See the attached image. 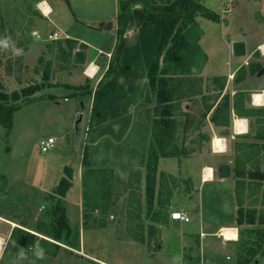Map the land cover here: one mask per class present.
<instances>
[{
	"label": "rangeland",
	"instance_id": "1",
	"mask_svg": "<svg viewBox=\"0 0 264 264\" xmlns=\"http://www.w3.org/2000/svg\"><path fill=\"white\" fill-rule=\"evenodd\" d=\"M33 1L0 0V8L6 6V12L3 13L6 16L5 23L8 27L7 30L4 28L6 37L8 36L17 48L23 50L20 56H14L11 51H0L3 53V64L0 69V90L10 94L15 90L21 92L27 86H40L39 90L33 95L31 94L32 96H46L49 93L50 95L55 94L59 96L60 100H63V95L75 91L77 84L84 83L92 88L97 86L100 81L98 75L95 78H89L83 74L85 64L70 63L65 59L63 53L69 46L66 38H49L54 30H48L39 13L41 11L38 10L37 14L32 9ZM120 1L122 0H61L63 20L59 26L73 38L84 37L96 46L99 45L105 50H109L115 38ZM150 1L158 2L159 0ZM16 7L20 9V14L22 11V20L19 18L18 11H14ZM200 16L198 15V17ZM17 20L21 22V25L17 28V37H15V29L10 28H16ZM97 26H101L102 29L96 28ZM34 31L40 34L44 32L42 37L47 39L35 43ZM136 36V28L132 27L127 31L126 38L129 44L135 42ZM214 46L218 47V50L212 55L211 60L207 62L208 64H206V58L204 59L205 55L202 57L201 54H194L192 51L191 62L185 68H178L175 73L168 74L170 81L174 84L177 83V78H181L184 87L182 91L185 90L186 92V95L176 100L178 109H175L173 116L178 118V125L169 148L170 155H164L163 152H160L159 157L154 158L152 143L156 140L153 137L156 98L154 93L149 92L148 83L144 84L143 81H138L140 86L136 89V94L133 93L128 101V111L121 118V121L110 120L103 123L104 125H100V136L98 135V137L101 139H98L97 145L94 147L87 145L84 152L85 155L88 151L92 159V162H89L90 168H93L94 171H91L84 178L88 169L84 165L81 166L84 182L83 191L88 190L89 195L93 189L99 188L98 191L101 194H104L106 190L110 192L107 214H103L100 210L94 212L89 210L90 218H87V221L83 219L84 223L86 222L84 228L87 230L85 235L87 247H92L93 251H86L87 255H80V258V256L74 255L72 251V254H68L58 250L59 245L56 242H61L64 237L58 240L54 238L53 240L45 239L47 241L44 243L37 242L45 249L46 259L38 260L37 264H86L83 257L87 261L90 260L98 264H102L101 262L106 264H170L167 256V259H163V255L175 256L173 248L176 243L167 238L168 233L166 232L168 231L171 211L175 209L186 212L191 221L202 218L206 221L208 230L217 229L220 223L234 222L236 225V221H232L228 207L231 204L236 207L238 178L235 176L233 178L231 175L219 177L215 173L213 181L203 182L202 177L203 168L206 165L215 169L220 164L227 163L233 167L236 157V143L249 142L250 140L247 137H234L233 121H230L231 116L228 117L226 124L215 125L213 121H210L214 111L211 105L214 104L215 98L216 100L220 99V91L217 88L223 78L219 73L209 76L210 73L207 69L217 70L223 65L225 68L230 67L228 63L226 65V60H224L226 57L224 45L219 43ZM205 66L207 67L204 68ZM190 69L193 71L192 74L183 73V71L187 72ZM237 74L242 77V70L238 71ZM226 78L228 80L227 76ZM261 83H264L262 74L251 85H260ZM72 99L71 102L77 104L78 111L82 110L78 98ZM34 101L23 102V107L14 112L15 128L11 134L7 133L6 129L0 125V136H3L0 143L2 148H0V193L1 196L2 191L6 194L5 199L0 203V207H5L7 211L13 213L17 212L16 221L18 225L24 226L25 223L24 230L31 233L36 231L33 234L42 237V233L52 235L49 222H51L50 214L57 201V194L55 190L39 192L30 188L27 183L28 179L22 176L23 172L26 171L23 165L28 162L29 158L40 164L41 158L45 154L40 152L39 141L42 137L47 138L50 135L58 134L53 130L51 124L53 122L50 118L53 114L51 109L46 105L38 107V102ZM187 113L193 117L194 121L189 130L185 129L186 124H188L186 122ZM202 114L205 116L202 117ZM78 116L81 117L80 114ZM221 121L223 122V120ZM215 135L228 138V148L225 153L214 151L212 137ZM72 145V141L59 139L56 140V145L52 151H61L62 154H67ZM79 158L81 161L82 156ZM254 159L256 158L253 157L252 162L244 164L246 170L257 168L258 163L254 162ZM258 166L264 170L263 158ZM106 167H112L114 170L110 181H103L105 176L102 174V170ZM153 175L155 179L152 178ZM102 183L108 185L109 189H101ZM262 184H264V180ZM149 187H154L155 190L153 198L155 206L157 201L161 199L166 207L168 220L162 224V227H158V224L152 220V215H149L151 212H148L146 203L150 200L151 195ZM263 194L264 188L262 189V186L256 187V197H254V199H258L256 204H259L263 199ZM45 195L49 197L45 198ZM64 197L66 195L62 197V204L66 209ZM249 200L251 199H247V206L250 205L248 204ZM12 201H14L13 204H16L13 205ZM83 201H85L84 198ZM99 203L101 204L99 209H101L104 201L100 200ZM43 205L44 208H42ZM244 206L247 208L246 205ZM84 207L89 209L88 205L84 206L83 204ZM69 212L72 219L75 220H70V226L77 229L76 225L79 222L76 220V214L78 215V211L71 210ZM137 214L141 215L140 219L143 220L144 229L136 227ZM100 218L105 219V226H98ZM148 223L155 226L150 238L148 237L149 232H147L149 228L146 226ZM193 224L194 222L192 224L187 223L189 226ZM257 224L252 226L254 228L251 233L253 237H250L247 229L244 230L245 224L240 226V232H243V235L244 233L249 234L243 238V245L248 247L246 250L240 247L239 253L237 247L234 246L235 258L226 259V252L232 242L226 243L228 248L225 250L224 248L227 246L222 244V240H225L222 236L218 235V237L212 234L206 236L205 256L207 260L213 261V258L216 257L217 261L222 264H245L243 262L246 256V264H264V242L260 236L264 231V224L262 227L259 223ZM36 225H39V228ZM130 227L134 231L141 232L140 239L132 238ZM9 229V224L0 220V233H5L4 237L8 241L4 256L0 258V264H11L12 259L20 249H23L29 257L32 256L31 249L34 244L25 247L9 243L12 235V233L7 235ZM71 235L69 237L71 248H75L78 239L74 233L72 234V231ZM48 242L51 245H48ZM250 243H253L254 246H250ZM214 247L218 249L217 255L214 254ZM250 247L252 249H249ZM189 250L196 255L195 250L192 251V248Z\"/></svg>",
	"mask_w": 264,
	"mask_h": 264
},
{
	"label": "trees",
	"instance_id": "2",
	"mask_svg": "<svg viewBox=\"0 0 264 264\" xmlns=\"http://www.w3.org/2000/svg\"><path fill=\"white\" fill-rule=\"evenodd\" d=\"M119 7L117 16V43L105 74L98 82L95 90L89 85H79L76 87L78 92H74L73 95L94 94L91 125L100 126L108 120L121 121V118L128 111V101L133 96V93L134 95L136 94V89L140 86V82L138 83V81H143L147 78L149 92L154 93L156 98V106L154 108L156 116L153 127V137L156 140L152 143V150L154 158L157 159L160 152H163L164 155L171 154L169 148L173 142V136L178 125V118L173 116L175 109H178L176 100L186 95L185 90L184 92L182 91L184 88L182 86V79L177 78V83L174 84L170 81L168 74L175 73H170L173 69L176 71L178 68H185L191 62L190 56L192 51L194 54H201L202 57L205 55L198 44V38L202 31L198 26L196 17L201 15L210 20L217 21L219 20V16L212 9L205 6L203 0H159L158 2L150 0H122ZM132 27L136 28L137 36L135 42L129 44L126 33ZM68 41L71 40L68 39ZM69 46L71 47V45ZM1 64L2 61L0 59V66ZM183 73L192 74L193 71L190 69L187 72L183 71ZM219 88L222 89V87H218L217 89ZM39 89L40 86H27L21 92L15 90L10 94L0 90V125L6 129L7 133H10L12 130L14 112L21 108L22 103H29L32 100L41 98L40 96H32ZM244 98V92L236 95L233 105L234 111L237 114L248 117L258 115L256 122L260 123V126L252 138L260 139V141L249 140V142L236 143V157L233 170L235 177L238 178L237 200L239 209L237 211V223H264V208H261L259 215H257L258 210L250 207V205H255L258 200L253 198V190L250 189L249 193L245 195V186L250 180L259 181L258 185H261L264 180V170L258 166L260 160L264 159V154L263 156L260 155V151L264 150V107L245 109ZM233 107L229 95H224L221 101H219L218 106L214 109L210 120L215 125L226 124L228 117L231 116ZM204 116L202 114V117ZM186 122L188 124H186L185 129L189 130L194 121L193 117L188 113ZM240 136H245L248 139L251 138L250 135ZM166 151L168 152L166 153ZM253 157L256 158L254 162L258 163L257 168L246 170L244 164L252 162ZM91 160L88 151H86L83 164L87 167L88 172H85L84 178L91 171H94L93 168H90ZM113 171L112 167L104 168L102 170V174L105 176L103 181H110ZM65 173V176L60 179L55 188L57 201L51 212L52 220L50 226L53 238L60 239L64 237L61 242L71 246L69 235L72 229L68 223L66 209L62 204V197L66 195L71 186L72 169L66 167ZM152 178L155 179V176L153 175ZM102 184L101 189H109L108 185ZM99 189H93L90 195L87 192L88 190L84 191V206H89V209L84 207L83 217L85 221H87V218H90V215H88L89 210L92 212L100 210L103 214H107L108 212L110 192L106 190L104 194H101L98 191ZM149 189L151 195L150 200L146 204L148 212H151L149 214L152 215V220L157 224L166 221L168 215L166 207L163 204L164 201L159 199L155 206L153 199L155 195L154 187H149ZM89 199L90 201H88ZM99 199L104 201L101 209H99L101 205ZM247 199H251L248 202L250 204L248 205L249 207L247 206ZM261 204L264 206V194ZM140 218L141 215L137 214L138 221L136 222V227L144 229L143 220ZM98 222V226H105L104 218H100ZM146 226L150 230H147L149 232L148 237L150 238L155 226L151 223H148ZM253 229H247L250 237H253L251 235ZM130 232L134 239H140L142 236L140 231H134L131 227ZM248 233H246V236L249 235ZM241 234L238 248L243 247V250H246L248 246L243 245V233ZM260 236L262 242H264V231ZM37 241L44 243L47 240L27 230L16 227L10 237L9 243H13L14 245L21 244L27 247L35 244ZM252 244L250 243V246H254ZM249 249H252V247ZM244 259L243 263L246 264V256Z\"/></svg>",
	"mask_w": 264,
	"mask_h": 264
},
{
	"label": "crops",
	"instance_id": "3",
	"mask_svg": "<svg viewBox=\"0 0 264 264\" xmlns=\"http://www.w3.org/2000/svg\"><path fill=\"white\" fill-rule=\"evenodd\" d=\"M42 1H46L50 5V11L48 13L42 12V10H40V4ZM33 3H34V6L33 5L31 6L32 9L36 11L37 14H38V10L41 11L39 13L41 14L48 30H54V32L61 33L64 36L63 38H59V39H64L65 37L66 42H69L68 44L71 45V47L67 46L66 52L63 53L65 59L68 60V62L70 63H75L73 61L74 51L77 49L85 50L86 51V62L84 64L87 65L89 62H95L97 65V68H96L97 72L95 73L94 77L88 76L85 73L86 72V66H85L83 74L89 78H95L98 75V80L101 79L102 76L105 74V71L108 68V65L110 62L109 55L112 56V53L117 43V27H118L117 23L115 26L114 42L109 50H105L103 47H100L99 45L96 46L95 44L91 43L88 39L84 37H75V38L71 37L68 33L65 32L64 29L61 28V26H59V24H61V20H63L61 0H34ZM203 4L207 6L208 8L212 9L219 16V20L217 21L210 20L203 16L196 17L198 26L200 30L202 31L200 37L198 38V44L200 48L202 49V51L205 53L204 59L206 58V64H208L207 62L211 60L212 55L216 53V51L218 50V47H215L214 45L222 43V45H224V48L226 50V53H225L226 57L224 58V60H226L225 63L226 65L228 63L230 66L229 68H225L223 65V66H220L219 69L217 70L207 69L208 72L210 73L208 74L209 76L217 75L219 73L223 78L220 81V86H219V87H222V89L221 88L217 89L218 91H220V99L216 100L215 98V102L212 105V109L213 108L215 109L218 106L219 101H221V98L224 95H229L230 102L233 107L234 102H235V97L240 92H244L245 94V98H244V108L245 109L250 108V107L263 108L264 107L263 104L256 105L252 103L251 94L256 90H262L264 92V83H261L260 85H251V83L253 82L254 84L255 79H257L258 76H260L261 74L264 76V52H262L261 50V46L264 43V0H203ZM18 9L19 8L16 7L14 8V11L15 12L18 11L20 15L19 18L22 20V11L20 14V9L19 10ZM5 12H6V6H4V8H0V25H1L0 26L1 27L0 38L6 37L4 28H6V30L8 28L5 23L6 16H4L3 14ZM15 25H16V28H10V29H15L14 36L17 37V34H16L17 28L20 27L21 22H18L17 20ZM96 28L102 29L101 26H97ZM37 33L39 36L37 37L35 35V38L33 37L35 43L36 41H44L47 39V38L42 37L44 32L43 34H40L39 32ZM68 39H70L71 41H68ZM235 41H243L245 43V48H246L245 55L243 56L234 55L232 44ZM89 48H91L92 50ZM2 54L3 53L0 52L1 61L3 59ZM1 66H0V69H1ZM206 67L207 66H205L204 68ZM174 70L175 69H173L170 73L176 72ZM212 70L214 71L210 72ZM240 70H242L243 72L242 77H239V75L237 74L238 71ZM226 76L228 77V80ZM222 82L223 83L225 82V83L223 84ZM79 85L84 86L85 84L81 83V84H77L76 86H79ZM95 88H96V85L93 87V90H95ZM74 92H78V90L75 89V91L73 92L64 94L62 97L63 100L61 99L63 101L62 103H61V100L59 99V96H56L55 94L50 95L49 93L48 95L46 94V96H40L41 97L40 99H36L34 101V102H38L37 103L38 107H41L42 105L43 106L46 105L48 108L51 109V112L53 113L51 117L50 116L49 117L51 118V122L53 121L51 123L53 125V130L58 135H50V136L55 137V140L66 139L68 141H72L73 145L71 146V149L70 151L67 152V154H62L61 151L54 152L52 151V149L48 152H45L44 153L45 156L41 158L42 162L40 164L37 163L36 160L34 159L30 160L29 158L28 162L27 163L25 162L23 165L26 171L23 172L22 176L28 179L27 183L30 185V188H32L33 190H36L39 192H42V191L50 192L52 190H55L60 179L63 176H65L66 167H69L72 169V173H73L72 180H71L72 183H71L70 188L66 192V197H64V199H66V205H67L66 215L68 217L69 225H71L70 220L75 221L72 219L69 211L71 210L78 211V215L76 214L77 216L76 220H78L79 222L78 225H76L77 229L72 228L71 226V229H74L72 230V234L74 233L76 235V238L78 239V241H76L75 248L73 247L71 248L70 245H67L63 242H56V243L57 245H59L58 250L62 251L63 253L64 252L68 254L73 253L76 256H80L83 254L87 255L86 251L88 250L93 251L92 247H89V246L87 247V241L85 240V235H86L87 230H85L84 228V221H83L84 219L83 217V213H84L83 185H84V182H83V172H82L81 166L84 165L83 159H84V152H85L86 146L92 145V147H94L97 145L96 143L98 139H101V137H98V135L100 136L101 126L91 125V111H92V106H93V101H94V94L73 95ZM56 97L57 99H55ZM74 97L78 98L79 103H81L82 110L78 111L77 104L71 102L73 100L72 98ZM79 114L81 115L80 118L78 116ZM237 117L247 118V129L245 132H242V133L236 132L235 119ZM230 118H231L230 121L231 120L233 121V124L231 122L230 123L233 125L232 131H233L234 137L240 136V135H250L251 136L250 140L260 141V139L252 138V136L257 131L258 127L260 126L259 125L260 123L258 124L256 122L258 115H253L250 117L246 115H240V114L235 113L234 107H233ZM108 121H106L105 123H107ZM14 128H15V124H14V119H13V128L10 134L12 133ZM221 137L225 138V145H226V150H227L228 138L224 136H221ZM241 137H245V136H241ZM44 138L45 137H42L41 140ZM2 140H3V136L1 135L0 143L2 142ZM212 141H213V137H212ZM58 148L60 150V147ZM226 150L220 153H225ZM260 152H261L260 155L263 156L264 150L262 149ZM81 156H82V160L80 161L81 158L79 157ZM1 163L3 162L1 161ZM216 169L217 168H215L214 169L215 172H213V180L215 179V175H216L215 173L218 174ZM230 169H231L230 175L231 177L234 178L235 173L231 165H230ZM213 180H208V181H203V182H211ZM258 182L259 181L257 180H250L249 183H247L245 186V188L247 189V193H249L250 189L253 190V193L255 194L253 195V198L256 197V187L259 188V186H262V189L264 188V184L258 185ZM1 191H2V188H1ZM5 195L6 194L3 193V191H2V196L0 193V203H2V201L5 199L4 198ZM245 195H246V191H245ZM45 196H46L45 198L49 197L48 195H45ZM13 203L14 201H12V204ZM237 203H236V207H234L233 204H231V206L228 207L229 208L228 211L231 214L232 221H236V225L234 224V222L233 223H220L218 224L217 229L208 230L207 229L208 225L206 224L205 220H202V218L200 219L198 218V220H195V221L190 220L188 222L174 220L172 218L168 220L167 218L166 219V221L168 220V231H166L168 233L167 238L171 239V241L176 243L173 248L174 250L173 253L175 256L173 257L170 255L164 254L163 259H165L167 256V258L170 261L169 262L170 264H222L221 262L217 261L216 257L213 258V261L207 260L205 256V253H206L205 238L206 236L211 235V234L218 236L219 235L218 233L220 232L219 231L220 228L224 226L235 227L238 230L239 236L237 240H224V241L222 240V244L224 246L225 245L227 246L226 244L227 242H232L231 243L232 245L230 244L229 250L226 252V259H230L233 257L235 258L234 246L237 247V251H238L239 250L238 248L239 237L240 235L242 236L241 233H243V232H240V226L245 224L246 228H244V230H246V229L252 228V226H254L255 224L258 225L257 223H259L261 227H262V224H264L260 222H255L251 224H247V223L238 224L237 223V216H238L237 211L239 209V206H237ZM250 206L251 207L255 206L254 208L258 210L257 215H259L261 208H264V206L261 204V201L259 202V204L250 205ZM44 207L45 206L43 205L42 208ZM11 208H12V205H11ZM50 215H51L50 216V221H51L52 214ZM149 215L151 216V214ZM0 220H3L9 224L10 229L7 233L8 236L11 235V233H13L16 226L18 227L21 226V225H18V222L16 221L17 212L13 213L12 211H9V210L7 211V208L5 207L3 208L0 207ZM166 221H162L161 223H158V227H162V224ZM193 222H194L193 225L191 226L187 225V223L192 224ZM24 226L26 227L25 223H24ZM24 226H21V228L24 229L23 228ZM26 229H29V228H26ZM241 229L243 228L241 227ZM32 233H36V231H33ZM0 235L5 236L6 234L0 233ZM41 235H43L41 238L45 237L44 239L53 240V237H51L52 236L51 234L42 233ZM70 236L72 235L70 234L69 237ZM245 236H246V233H244L243 238ZM18 245H21V244H18ZM48 245H51V243H49ZM190 248H192V251L195 250L196 255L193 254V252L189 250ZM227 248L228 246L224 249L226 250ZM213 251H214V254L217 255L218 249L215 248V250ZM83 259L86 262V264H98V263L91 262L90 260L87 261L85 260L86 258L84 257ZM101 263L106 264L103 262Z\"/></svg>",
	"mask_w": 264,
	"mask_h": 264
},
{
	"label": "bare ground",
	"instance_id": "4",
	"mask_svg": "<svg viewBox=\"0 0 264 264\" xmlns=\"http://www.w3.org/2000/svg\"><path fill=\"white\" fill-rule=\"evenodd\" d=\"M40 9L42 10V12L48 13L50 11V5L46 1H42L40 4ZM261 50L262 52H264V43L261 46ZM88 64L89 65L85 73L88 76L94 77L95 73L97 72L96 71L97 65L95 62H89ZM253 93H254V100H255L254 104L264 105V92L262 90H256ZM235 129L237 133L245 132L247 129V118L237 117L235 119ZM213 144H214L215 152H218V151L223 152L225 150L226 145H225V139L223 137L216 135L214 137ZM213 172H215L214 168L210 165H206L203 168V172H202L203 181L213 180ZM219 234L224 239L233 238V236H236V228L225 226L220 229ZM0 237L5 238L2 235H0Z\"/></svg>",
	"mask_w": 264,
	"mask_h": 264
},
{
	"label": "clouds",
	"instance_id": "5",
	"mask_svg": "<svg viewBox=\"0 0 264 264\" xmlns=\"http://www.w3.org/2000/svg\"><path fill=\"white\" fill-rule=\"evenodd\" d=\"M0 51H11L14 56H20L23 52V50L17 48L15 43L8 37L0 38ZM142 83L147 84V78H145ZM125 160H127V158H125ZM7 247L8 241L5 238L0 237V258L4 256ZM31 252L32 256L29 257L23 249L18 250L15 257L12 259L11 264H37L38 260L46 259V251L38 242L34 244Z\"/></svg>",
	"mask_w": 264,
	"mask_h": 264
},
{
	"label": "built area",
	"instance_id": "6",
	"mask_svg": "<svg viewBox=\"0 0 264 264\" xmlns=\"http://www.w3.org/2000/svg\"><path fill=\"white\" fill-rule=\"evenodd\" d=\"M34 35H36L37 37L39 36L37 31H34L33 32ZM64 35H62L61 33L59 32H53L49 35V38L51 39H59V38H63ZM111 57V55H109ZM89 64L86 65V69L88 67ZM251 100H252V103H255V100H254V93L251 94ZM225 139V138H224ZM213 140H214V137H213ZM55 143H56V140H55V137L53 136H48L47 138H44L40 141L39 143V146H40V151L42 153H45V152H48L50 151L51 149L54 148L55 146ZM213 145V148H214V144ZM225 150H226V146H225ZM224 150V151H225ZM214 151H215V148H214ZM223 151V152H224ZM221 151H218L216 153H220ZM171 218L174 219V220H180V221H189L190 220V217L189 215L184 212V211H181L179 209H175L173 211H171V214H170ZM113 217V216H111ZM220 235V234H219ZM238 236H239V233H238V230L236 228V236H233V238H225V240H237L238 239Z\"/></svg>",
	"mask_w": 264,
	"mask_h": 264
},
{
	"label": "water",
	"instance_id": "7",
	"mask_svg": "<svg viewBox=\"0 0 264 264\" xmlns=\"http://www.w3.org/2000/svg\"><path fill=\"white\" fill-rule=\"evenodd\" d=\"M232 47L235 56H243L246 54L245 43L243 41H235L232 44ZM73 61L78 64H84L86 62V51L82 49L75 50L73 54ZM217 172L220 177L230 176V165L227 163L220 164L217 167Z\"/></svg>",
	"mask_w": 264,
	"mask_h": 264
}]
</instances>
